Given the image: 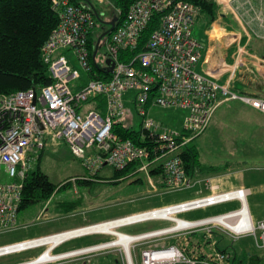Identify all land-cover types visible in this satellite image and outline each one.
Masks as SVG:
<instances>
[{"label": "built area", "instance_id": "obj_1", "mask_svg": "<svg viewBox=\"0 0 264 264\" xmlns=\"http://www.w3.org/2000/svg\"><path fill=\"white\" fill-rule=\"evenodd\" d=\"M52 6L59 16V23L43 45L42 57L49 66L53 82L40 88L0 95V177L4 170L11 180L8 183L0 181V235L23 226L19 224L18 215L23 203L25 180L32 169L29 154L34 150H44L49 139L55 142L63 140L92 177L104 167L115 171L128 169L130 177L136 174L146 176L150 194H162L194 185V179L187 173L182 152L208 129L222 102L241 98L264 112V99L239 96L228 84H220L195 70L200 45L192 33L201 9L190 0H136L123 18L119 19L121 12L116 11L118 17L114 30L102 36L92 48L89 39L97 25V13L87 4H73L69 0H52ZM156 16H159L158 24L147 38L144 49L139 50L144 32ZM103 45L106 59L101 65L98 54ZM63 51H70L77 58L89 81L77 83L82 76ZM129 52L137 53L131 59L126 56ZM91 57L105 71L106 79L89 76ZM109 59L113 63L112 71H109L111 64L106 62ZM128 91L135 92L133 104L142 118L140 130L130 127L137 132L139 142L123 137L116 130L128 120L124 103V95ZM100 99L104 101V110L96 104L86 108L88 102H100ZM153 107L184 110L183 130L162 127L151 116ZM238 191L239 196L224 201L212 199L217 195L212 191L188 201L123 217L205 199L210 200L185 213L227 202H238L241 208L247 203L251 190L243 187ZM236 210L186 220H205ZM151 221L164 220L148 219L128 226ZM216 228L223 229L211 225L137 243L130 254L133 264H136L137 249L140 250L141 264H230L231 255L219 250L216 245ZM197 232L204 234L205 240L190 255L183 241ZM231 233L235 238L254 235L264 246V219L241 232ZM40 238L0 245V257L40 249L39 246L27 245ZM114 250L123 252L122 249ZM42 251L35 258L16 264L39 260Z\"/></svg>", "mask_w": 264, "mask_h": 264}, {"label": "crops", "instance_id": "obj_2", "mask_svg": "<svg viewBox=\"0 0 264 264\" xmlns=\"http://www.w3.org/2000/svg\"><path fill=\"white\" fill-rule=\"evenodd\" d=\"M210 2L214 4L212 14L209 10H201L193 25V37L200 45V57L195 65V70L220 84H228L230 89L239 96H250L264 99V0H210ZM81 3H84V1H81ZM84 4L88 5V3ZM68 52L69 51H63V54L68 57ZM92 104L86 105V108L95 107ZM98 107L101 110H104V106ZM152 109L151 113L156 110V107H153ZM207 132L209 135L213 134L215 137L227 141L226 145L232 148L229 156L232 157L234 161L230 162L223 159H212L210 161H206V158H203L202 152L198 149L200 152V161L204 171L199 172V175H197L196 172L195 176H191L195 181L194 184L201 183V180H203V183L206 182V185H208L207 188L209 193L212 191L219 192L220 190L223 191L232 188H249L251 190V194L247 198V206L249 207L252 218L255 223L263 220L264 218L259 219L256 222L255 214L252 213L250 207V197L253 199L255 204V172H253L255 171V166L246 167V164L250 162L255 163V138L263 143L261 146H258L262 147L259 153V161L264 162V112L253 107L241 98L224 101L218 106L208 129L201 136H199L198 139L200 140ZM96 176L108 179L113 176V172L107 167H104L96 174ZM82 177L85 176L83 175ZM89 178L91 177L86 176V178L77 179L76 183H86L84 180H90ZM91 183L93 182L86 184ZM214 187H217V189ZM62 188L64 187L61 185L60 188H57V192ZM76 193L78 195L77 199L68 200L67 197L62 196L63 198L60 197L62 199L56 200L54 197L55 199L51 200L52 195L49 199L39 201L43 202V204H41L37 209L35 208L26 214L23 221L19 222L20 225L23 226L18 230H15H28L46 223L60 221V224L52 229L53 232L50 231V233L39 236L16 240L8 244L83 228L130 215H118L117 217L111 218L108 216L105 217L101 214H95L97 210L90 209V206L83 205L84 200L79 189L75 190V194ZM23 209L25 208L21 207L20 211ZM24 220L26 221L24 222ZM136 225L139 224L125 227L124 231H126L127 228ZM157 228H160V226ZM143 232L146 231L127 233L140 234ZM89 236H93L91 241L89 240V244L83 245L84 242H81L79 245L76 243L68 250H61L63 245L66 243ZM101 237L106 239L101 240ZM187 238L190 241V244L194 241L192 248L189 250L192 254L197 251L198 246L203 243V239L205 240L204 234L188 236ZM193 238H197V241H199V243H197L199 244L198 246H194V244H196V240ZM111 239L112 238L110 236L98 233L84 234L65 241L57 247L55 252L68 253L74 250L101 244L110 241ZM188 240L186 239L184 241L189 242ZM222 240V237L220 238L219 236L215 238L216 245L219 250L225 251L223 249L229 247L227 252L230 254H232V250L238 252L239 255H243L245 252V250L242 249L236 250L232 243V245H225L221 249ZM190 244H185L188 246V249ZM31 251H35V253L30 255L29 258L9 264H16L33 259L41 252V249H31L22 253ZM112 251L115 250L112 249ZM136 251H139V249ZM248 253L249 255L252 254L251 252ZM97 254L98 253H94L69 258L60 264H92L93 262L90 263L91 259L98 257L95 256Z\"/></svg>", "mask_w": 264, "mask_h": 264}, {"label": "rangeland", "instance_id": "obj_3", "mask_svg": "<svg viewBox=\"0 0 264 264\" xmlns=\"http://www.w3.org/2000/svg\"><path fill=\"white\" fill-rule=\"evenodd\" d=\"M81 1H84V3H88L89 7L93 9L95 13H97L95 40L99 42L100 38L112 28V18L116 14V10L108 0H103L102 2L100 0ZM105 53V45H103L101 46V50L98 54V60L100 61L101 65L105 63ZM68 54V57L71 59V65L73 66V68L77 69L82 76L81 80L77 83L85 84L87 81H89L87 72L79 64L77 58L70 51L68 52ZM102 55H104V57ZM134 96V91H128L124 95L125 109L126 114L128 115V120L125 125L128 127H134L136 130H140L142 128V118L138 116L136 108L133 104ZM184 114L185 112L183 110L176 108H156V110L154 112L152 111L151 113L154 119L158 123H160L162 127L177 131L183 130ZM226 142L227 141L221 138L215 137L213 134L209 135V133L207 132L200 140L196 138L195 140L191 141L189 145L196 146L198 149H200V151L202 152V156L203 158H206V161H210L212 159H223L233 162L234 159L229 156L232 148L228 147L226 145ZM262 144V142L255 138V163L250 162L246 164V167L255 166V171H253L255 172V204L253 199L250 197V207L252 213L255 214L256 222L257 220L264 218V162L259 161V153L260 149L262 148L260 146ZM29 162L31 164L32 171L40 169L42 172L49 176L50 180L55 185H57L58 188H60L61 185L66 184L67 182L70 183V185H67L60 191H56L51 197V200L55 198L56 200L62 199V196L67 197L68 200L77 199L78 195L77 193L75 194V190L79 189L84 200L83 205L90 206V209L97 210L95 214H101L105 217L108 216L113 218L117 217L118 215L121 216L125 214H134L147 209H152V207L157 208L183 201H188L199 195H206L207 192L209 194V190L207 188L208 185H206V182L203 183V180H201V183L194 184V186L181 191H170L162 194H150V186L144 174H136L130 177V174L125 173L117 177L115 175V171L110 167H107L113 172V176H111L110 178H93L83 167L81 160L72 153V151L63 140H58L55 142L49 139L44 150H34L29 154ZM83 175L85 177H82ZM86 176H90L91 178L89 179L92 180L93 183H76L77 179L86 178ZM0 181H2L3 183H8L9 181H11L10 178H8V176L5 174L4 170L1 171ZM233 189L235 188L220 191L224 192ZM41 204H43V202L32 204L27 208L21 210L18 218L19 222L23 221V218H25L26 214H28L35 208L37 209ZM239 207L240 204L238 202H227L211 208L184 213L180 216L185 219L195 220L225 213L231 210L238 209ZM25 221L26 220H24V222ZM59 224L60 221L46 223L30 228L28 230H20L1 234L0 245L8 244L16 240L50 233V231L53 232L52 229H54ZM168 225L170 224L163 221H161L160 223L148 222L127 228L126 231L136 233L157 228L159 226L160 228H163ZM215 232L216 235H214V238H217L219 236L223 239L221 242V248L232 243L233 247L236 250L242 249L246 252H251L252 256L255 258V264H264L263 242H261V240L257 241L254 235L249 234L235 238L231 235L232 233L230 231H227L224 228H216ZM199 234H201V232H197L194 235ZM92 237L93 236H89L74 241L72 240L63 245L61 250H68L72 245L76 243L80 245L81 242H84L83 245H87L91 241ZM101 238V240L106 239L103 237ZM193 239L196 240V244H194V246H198L199 244L197 243H199V241H197V238ZM184 243L189 245L190 241H184ZM193 243L190 244L188 250L192 248ZM108 245L111 244L109 243ZM232 252H234V250H232ZM33 253H35V251L2 257L0 258V264H9L22 261L29 258V256ZM96 253L98 254L95 256L98 257L92 258L93 260L91 259L90 263L127 264V259L123 252L117 253L112 250H107L97 251ZM135 261L136 264H141L140 250L135 252Z\"/></svg>", "mask_w": 264, "mask_h": 264}, {"label": "trees", "instance_id": "obj_4", "mask_svg": "<svg viewBox=\"0 0 264 264\" xmlns=\"http://www.w3.org/2000/svg\"><path fill=\"white\" fill-rule=\"evenodd\" d=\"M73 4L81 3V0H69ZM114 9L120 10L119 19L123 18L129 7L136 0H108ZM198 5L201 10L212 14L214 4L210 0H190ZM94 11V10H93ZM117 13L112 21L117 18ZM159 16H156L148 29L144 32L143 41L139 50L144 49L147 38L157 26ZM59 23V16L53 9L52 0H0V95L11 94L20 90L30 88H40L53 82L49 66L43 61L42 47L49 38L53 29ZM114 30V29H113ZM108 30L105 35L109 34ZM95 30L91 33L89 43L92 48L95 40ZM137 52L127 53V58L131 59ZM92 70L89 73L91 78L106 79L107 75L91 57ZM96 104L104 106V101H90L86 105ZM123 137L137 139V132L132 128L121 125L116 129ZM187 173L195 176L196 172H203L204 168L200 161V152L196 146L188 145L182 152ZM125 171H115L116 176L127 173ZM95 178L97 176L95 175ZM86 183L91 180H84ZM70 183L63 184L66 187ZM58 186L55 185L40 169L30 171L25 180L23 190L22 208L41 200L49 199ZM232 245V244H230ZM231 247V246H230ZM222 249V248H221ZM223 250L228 251L229 247ZM232 252V251H231ZM230 254V253H229ZM233 254V255H232ZM230 264H255V258L244 252H232Z\"/></svg>", "mask_w": 264, "mask_h": 264}, {"label": "bare ground", "instance_id": "obj_5", "mask_svg": "<svg viewBox=\"0 0 264 264\" xmlns=\"http://www.w3.org/2000/svg\"><path fill=\"white\" fill-rule=\"evenodd\" d=\"M214 188L217 189V187ZM216 194L217 195L212 199L217 201H224L239 196V191L238 189H233L224 192L219 191L216 192ZM209 200L210 199H205L202 201L173 205L170 207L155 209L132 216L109 220L103 223H98L83 228L47 235L46 237H42L40 239H36L27 243L28 246H39L41 247L40 249L43 250L40 259L35 260L30 264H56L62 261H66L69 258L78 257L77 255H83L85 253L94 254L97 251H107L112 249H122L126 255V263L133 264V259L131 258L130 254L133 245L137 243L151 240L163 235L182 233L199 227L206 228L211 225L224 228L227 231L231 232H241L248 226L252 227V225L255 223L249 207L247 206V203L243 204L241 208H238L232 213L210 219L188 221L185 218L180 217V214L196 208V206L200 203L203 205L204 202L206 203ZM148 219L164 220L163 222H167L170 225L146 235H131L124 231L125 226H128L131 223H136L137 221ZM90 233L107 235L110 236L112 240L94 245L91 248L82 250L80 252L68 254L55 252L57 247L65 241L73 239L80 235ZM109 243L111 245H108Z\"/></svg>", "mask_w": 264, "mask_h": 264}, {"label": "water", "instance_id": "obj_6", "mask_svg": "<svg viewBox=\"0 0 264 264\" xmlns=\"http://www.w3.org/2000/svg\"><path fill=\"white\" fill-rule=\"evenodd\" d=\"M117 20V18H115V20L114 21H112V30L114 29V24H115V21ZM107 62V64H111V67H110V70L109 71H112V68H113V63L110 61V59L109 60H107L106 61Z\"/></svg>", "mask_w": 264, "mask_h": 264}]
</instances>
